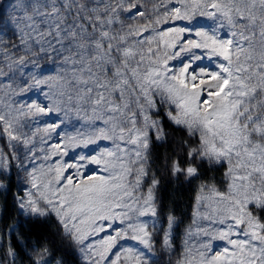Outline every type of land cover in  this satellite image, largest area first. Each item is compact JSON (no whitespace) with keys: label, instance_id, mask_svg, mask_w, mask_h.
<instances>
[{"label":"snow or ice","instance_id":"1","mask_svg":"<svg viewBox=\"0 0 264 264\" xmlns=\"http://www.w3.org/2000/svg\"><path fill=\"white\" fill-rule=\"evenodd\" d=\"M258 2L257 10V0H168L167 3L160 0L153 5L151 14L147 9L142 10L138 0L0 3V34L11 31L19 39V44L13 43L11 48L25 54L0 52L9 69L16 67L23 72L31 66L28 73L31 84L25 80L26 86L21 91L41 85L60 86L48 94L47 105H27L29 112L35 109L36 114L63 113L67 118L91 108L93 117L103 119L108 126L95 135L97 139L113 141V147L104 149L99 156L80 158L102 166L103 174L84 175L80 169L85 165L80 163L58 166L55 179L38 186L35 169L29 173L32 188L44 189L39 192V199L46 201L47 209L56 213L66 234L82 245L89 264H103L112 247L129 233H133L131 239L144 246L143 251L133 254L136 264H150L152 234L139 217L156 214L152 189L147 197L136 196L135 192L141 177L146 175L142 150L148 147L149 133L153 132L157 140L164 139L159 122L146 114L156 106L157 95L162 103L175 106L176 115L170 112L169 117L176 125L185 127L192 135L199 133L198 147L191 148L184 161L172 162L174 174L196 177L197 158L229 163L227 175L233 181L229 185L231 196L220 194L219 198L231 205L224 210L226 217L230 215L231 223L226 218L219 221L227 227L220 235L228 239L235 232L244 238L229 239L234 250L225 247L206 264H264V224L246 210L249 203L264 206V0ZM19 10L23 15L13 14ZM123 14L141 23L125 24L121 20ZM220 17L218 27L204 30L203 18ZM175 21L184 22L183 26L161 27ZM223 21L233 28L239 25L227 39L219 35ZM193 36L195 39L189 38ZM201 49L209 57L222 58L216 71L189 72L192 64L202 59L193 50ZM41 54L51 62V67L41 63ZM185 55L189 62L181 60L183 67L178 71L169 67V61ZM116 94L119 103L110 98ZM138 116L142 117L139 127ZM0 122L5 125L10 140H20L10 131L12 123L5 116L0 115ZM58 127L60 124L53 123L44 131L50 133ZM77 139L69 136L67 144L62 139L51 147L52 155L66 154V147L76 146ZM79 142L93 141L89 138ZM16 158L13 153L11 159ZM135 165L140 167L136 169V179L130 182L127 177ZM8 166L9 160L0 157V169ZM69 168H75L76 172L64 175ZM255 176L260 177L259 189ZM26 195L28 199L21 202L22 209L48 214L36 206L38 201L32 198L31 190ZM116 220L126 227L104 237L99 245L85 244L89 237L112 228L109 221ZM171 227L170 218L169 230ZM169 237L170 232H165L166 248L170 247ZM119 260L117 253L111 264H118ZM35 264L46 262L39 260Z\"/></svg>","mask_w":264,"mask_h":264},{"label":"rangeland","instance_id":"2","mask_svg":"<svg viewBox=\"0 0 264 264\" xmlns=\"http://www.w3.org/2000/svg\"><path fill=\"white\" fill-rule=\"evenodd\" d=\"M5 2H12L15 3L17 0H0V3ZM23 3H28V0H22ZM138 2L142 5V10L147 9L149 14H151V9L154 4H158L160 0H138ZM164 3H167L168 0H163ZM169 7H171V4H168ZM259 2L257 0L256 8L259 9ZM163 10L161 9V12ZM14 15L20 16L23 15V11L19 10ZM121 20L124 21L125 24L128 23H141V21L132 20L128 17L127 14L121 15ZM222 21V17L217 18L215 20L211 18H203L202 23H207V25H210L211 28L218 27ZM184 22L181 21H175L172 23H169L167 25H162L161 27L167 28V27H173V26H183ZM224 27L220 28L219 35L220 36H229V34L233 31H237L239 28V25H237L235 28L230 27L227 25V21H223ZM117 30H119V25H116ZM192 39H195V37H189ZM0 50H7L14 52L16 56L24 55L25 53L23 51H19L16 49H12L11 45L13 43L19 44V39L16 35H14L11 31L5 35L0 34ZM257 46L259 42V37H256ZM155 47V45H152ZM145 48L148 47V45H144ZM35 51V49H34ZM195 55H199L202 57V59L195 61L192 64V67L189 69V72H192L193 69L196 72H200L201 69H204L205 71L211 72L215 71V69L212 68V60L211 61H204L206 59V51L205 50H193ZM190 55V54H189ZM40 60L42 64L47 63L48 67H51V62L46 61V58L43 57V54L40 56ZM181 60H183L184 63H188L187 55L177 58L174 60L169 61V67H172L178 71L181 67H183V64L181 63ZM217 63L220 61L218 59L215 60ZM8 61L4 58L2 52H0V72L4 74H0V115L5 116L6 120L10 121L12 123V128L10 131L14 135H17L20 137V140H10L8 134L4 131L5 125L0 122V157L6 158L9 160V166L7 168L0 169V175L2 172H8L12 167H15L17 170V176H18V186L20 188L21 193L18 195V205L20 209L25 212L28 215H38L36 213L31 212L28 208H21V202L26 201L28 199L26 193H28L30 190L33 193V199H36L38 201L37 205L41 209H45L48 211V214H53L56 218L57 215L55 212H52L47 209L46 201L39 199V192L44 191L43 188L34 189L32 188V180L29 176V173H31L35 169V173L37 176V180L35 183L39 186L43 183H47L49 180L50 175L52 172L49 171L51 166H54L56 162L60 160L59 155H52L51 148L49 150H43L45 144L44 139L46 138L47 134L44 129L45 127L43 124H48L52 120V118H55V112L48 114L51 117L48 119L46 115H42V121L43 123H36V120H38L39 114L35 113V109H33L31 112H29L27 105L30 104H37L41 106H45L49 103V93L53 90H59L60 86H38V87H32L29 88L28 91H21V88L25 87V80H28L29 84H31V80L29 78V71L31 66H28L24 69L23 72L19 71L16 67H13L12 69H9ZM47 74V73H46ZM109 76H111V73H109ZM36 93L44 94V96L48 99V101L43 100V102L38 101V96ZM111 99L116 100L118 103L119 101V95H113L110 97ZM125 98H128L127 92H125ZM156 100V106L148 111L146 114L151 118V120L157 121V119L153 116L154 112L158 111V108H162L167 116L169 117V113L171 112L172 115H176V108L174 105H169L168 103H162L160 96L157 95L154 97ZM133 111H135V106H133ZM63 114V113H62ZM58 116H61V113H59ZM47 118V119H46ZM170 118V117H169ZM138 124L137 126H140V123L142 122V117L138 116ZM47 120V121H46ZM64 123L66 124H75L72 127V129L68 132L69 135L76 134L80 136L81 138L87 139L88 137L91 138L93 136V126L95 128L99 127L100 125L96 126L99 121H103V119H96L93 117L91 108L82 109L79 116L71 115L67 118H64L62 116V119ZM173 121V120H172ZM174 122V121H173ZM38 124V125H37ZM90 124L92 127L88 126ZM83 127V130L81 129ZM183 127V126H182ZM185 128V127H184ZM186 129V128H185ZM187 130V129H186ZM188 131V130H187ZM151 133H149V140H148V147L146 150H142V155L145 156L146 162L143 164V168L146 172V175H143L140 179L139 188L136 190L135 195L136 196H143L147 197L148 191L151 187L145 186V181L147 177V168H148V151H149V145H150V136ZM50 135V134H49ZM56 135V132L54 136ZM199 137V133H197ZM53 136V135H50ZM80 138V140H81ZM24 140L30 141L29 143L25 144L23 143ZM106 141V139H100ZM79 147L84 146L83 143H80L79 140L76 142ZM71 146L66 147L65 151L66 154H62L63 156L69 155L71 151ZM15 154L17 157L16 159H11V155ZM33 157L35 162H31L27 157ZM48 157L47 159L45 157ZM206 160V159H205ZM71 162V159L68 160ZM208 161V160H206ZM209 163H215V164H225L226 170H225V180L227 182L226 190L220 191L215 186H206L200 193L194 210V217H193V224L189 228L188 236L186 238L187 246H188V252L191 258L193 259V264H206L207 260L211 258V256L215 255L216 253L223 252V249L225 247L229 248L230 251H233V246L229 244V239L234 240H240L244 237L241 235L236 234L233 232V234L228 238L224 239L221 238L220 233L222 231H227V227L224 224L219 223L221 219H227L229 223H231L230 215L227 217L225 216L224 210L226 208H229L231 205L228 200H221L219 198V195L222 194L225 197H230L231 193L229 191V185L233 183L232 178L227 175L228 169H229V163L227 161H222L220 163L211 162ZM140 167L139 165L133 166V173L127 177L128 181H134L136 179V169ZM256 187L259 189L261 187L260 177L255 176L254 177ZM46 181V182H45ZM1 185V183H0ZM143 201H141L142 203ZM252 206H259L256 203H249L247 205V211L252 214V216L260 222L255 215L252 213ZM152 207L155 208V198L152 191ZM59 220V218H58ZM60 221V220H59ZM139 221L146 222L148 224V231L151 233V228H153V224L155 225V228L160 225L158 221L157 213L155 216H152L151 214H147L144 216L139 217ZM111 222V221H109ZM261 223V222H260ZM174 222L172 221V227L169 230L167 228V232H170V235L172 234ZM126 225L122 224L119 220H117V224L115 223L112 228H109V230H105L103 232H100L97 235H93L89 237L88 241H85V244L89 242H94L99 245V242L103 240V238L107 235H112L115 230H119L121 228H125ZM131 235L133 233H129L128 237L121 238L118 240L116 245H114L110 252L107 253L108 259L103 262V264H111V261L116 258V254H120V260L118 264H136L134 253L140 252L144 250V246L140 244L138 241L131 239ZM152 241V240H151ZM78 244V243H77ZM131 250V252H128L126 250ZM99 250H103L100 248ZM152 251V256L149 257V260L155 259L156 255ZM78 252L81 256V258L89 263L88 254L86 251H82V245L78 244Z\"/></svg>","mask_w":264,"mask_h":264},{"label":"trees","instance_id":"3","mask_svg":"<svg viewBox=\"0 0 264 264\" xmlns=\"http://www.w3.org/2000/svg\"><path fill=\"white\" fill-rule=\"evenodd\" d=\"M153 116L163 129L164 139L157 140L152 132L148 151L145 186L151 187L160 225L151 228L152 250L155 259L150 264H193L186 238L193 224L196 201L206 186L225 191V164L209 163L197 158L194 166L198 175L189 178L174 174V160L184 161L186 153L198 147L199 137L176 125L162 108ZM182 166H187L182 164ZM153 181H156L153 186ZM0 264H89L79 252L78 244L66 234L53 214L28 215L23 212L17 197L21 193L15 167L0 175ZM252 213L264 224V206H252ZM174 222L169 237L170 247L164 246V233L169 219Z\"/></svg>","mask_w":264,"mask_h":264},{"label":"bare ground","instance_id":"4","mask_svg":"<svg viewBox=\"0 0 264 264\" xmlns=\"http://www.w3.org/2000/svg\"><path fill=\"white\" fill-rule=\"evenodd\" d=\"M203 24L205 25V29L204 30L211 31L212 28H211L210 25H207V23H203ZM145 35H147V33ZM220 37L222 39L229 38V36H226V37L225 36H220ZM216 59H218L220 62L222 61V58H218V57H215V56L209 57L208 55H206V59H204V61H211L212 60V68L215 69V71H216L217 70L216 65L218 64L215 61ZM36 95L38 96V101L39 102H43V100L48 101V99L44 96V94L36 93ZM42 115H44V114H39V116H38L39 119L36 120V123H38V124L39 123H43V121L41 119ZM45 115H46V117L48 119L51 117L48 114H45ZM58 115H59V113H55V116H54L55 118H52L50 123L43 124V126L45 128H48L49 125H52L53 123L60 124V127H58L55 131L50 132V133L47 134L46 138L44 139L45 144L42 143V145H44V146H41V147H43V150H45V149L49 150L53 145L61 143L62 139H63V143L67 144V137H69V136L78 137L77 141L78 140L80 141V138H81L80 136H78L76 134L69 135V133H68L75 124H69V123L66 124L64 122L61 123V119H62L63 114L61 113V116H59L60 119H58ZM98 125H100V126L97 127V128H95V126H93L94 132H93V136L91 137V140L93 142L87 143V144L83 143L84 146L79 147L78 144L76 143L77 141H75L74 143L76 144V146H71L72 150L70 151L69 155H66V156H63V157H62V154H61V156L59 155L60 160L58 162H56L54 166L50 167V169L52 170L51 171L52 174L50 175L48 181L55 179V168L56 167H58V166L59 167H64L65 165H69V164L80 163V164L85 165V167L80 169V171L84 175H91L93 172H95L97 174H103L102 166H98V165H95V164L88 163V159H90L92 156H99V154L104 149H111L113 147V141H111V140L104 141V140H100V139L96 138L95 134H98L99 129H101V128H105L106 129V127H108V126H106L104 124V121H99L96 126H98ZM88 126L92 127L90 124H88ZM74 127H76V126H74ZM81 129L83 130V127ZM55 132H56V135L54 136ZM49 134L53 135V136H50ZM81 139L88 140L89 137L87 139H85V138H81ZM81 157H85V158H88V159H85V160L81 161L80 160ZM27 159H29L31 162H35L33 157H29L28 156ZM69 159H71V162L68 161ZM73 172H76V169L75 168H69V169H67V171H65L64 175H68V174H71ZM109 223H112L113 225L115 223L117 224V220L114 221V222L111 221ZM107 230H109V228H107Z\"/></svg>","mask_w":264,"mask_h":264}]
</instances>
